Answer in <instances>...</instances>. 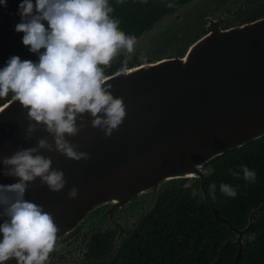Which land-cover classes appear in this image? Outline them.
<instances>
[{"label":"water","instance_id":"1","mask_svg":"<svg viewBox=\"0 0 264 264\" xmlns=\"http://www.w3.org/2000/svg\"><path fill=\"white\" fill-rule=\"evenodd\" d=\"M180 35L188 41L185 55L175 48L165 52L163 60L112 75L108 73L115 61L105 68V82L112 85L114 97L123 98L126 117L108 137L84 114L85 127L67 139L79 146L78 151L88 152L89 159L74 161L39 150L52 158L54 169L64 172L67 183L60 192H52L37 178L29 183L25 199L53 215L60 229L57 244L78 228L86 233L92 225L111 224L119 229L116 252L136 230L131 222L118 223L117 212L138 197L152 201L168 186L199 179L215 221L236 234L230 242L238 246L235 264H239L246 237L264 204L252 211L246 228L235 227L209 199L207 165L264 137V20L230 31L212 29L203 37L189 30L176 33L175 39ZM141 39L136 38L134 49ZM119 53L128 59L133 55V51ZM30 123L34 122L27 110L13 98L0 106V184L18 179L3 174L4 157L36 147L41 138L53 143L43 125L29 133ZM72 187L78 190L75 198L68 197ZM97 211L103 213L94 217ZM4 219L0 217V223ZM58 255L59 250L50 253L47 264ZM5 264L17 261L13 258Z\"/></svg>","mask_w":264,"mask_h":264},{"label":"clouds","instance_id":"2","mask_svg":"<svg viewBox=\"0 0 264 264\" xmlns=\"http://www.w3.org/2000/svg\"><path fill=\"white\" fill-rule=\"evenodd\" d=\"M0 6L6 7L7 0H0ZM18 7L21 22L15 31L23 33V45L38 60L11 56L0 69V97L12 93L34 122L27 131L43 125L53 143L41 138L36 147L22 148L2 159L3 174L18 179L0 184V217L6 218L0 223V264L13 258L17 264H47L50 253L59 249L60 229L53 215L26 200L25 193L37 178L52 192L64 189L67 180L62 170L52 167V158L39 150L55 151L74 161L89 159L88 152L78 151L79 146L67 139L85 127L84 114L92 117L91 126L105 136L118 130L126 109L123 98L114 97L112 85L106 84L105 68L121 50L131 53L136 37L119 29V20L110 15L114 9L109 0H22ZM241 170L245 181H255L254 171L247 166ZM229 171L239 177V172ZM215 191V183L208 186L213 199ZM220 192L233 198L237 195L236 188L225 183L220 184ZM77 194L72 187L68 197ZM192 195L205 198L197 188Z\"/></svg>","mask_w":264,"mask_h":264},{"label":"trees","instance_id":"3","mask_svg":"<svg viewBox=\"0 0 264 264\" xmlns=\"http://www.w3.org/2000/svg\"><path fill=\"white\" fill-rule=\"evenodd\" d=\"M186 1L109 0L114 9L110 15L119 20L121 31L137 38ZM21 2L7 0L6 7L0 6V69L13 55L21 60H38V55L23 45V33L15 31V25L21 22ZM114 61L112 72L126 67L121 54ZM12 95L0 97V106ZM241 166L256 173L255 181L243 179ZM230 169L239 172V177H234ZM207 171V189L216 185L215 198L209 196L215 208L235 227L246 228L252 211L264 204V137L212 160ZM221 183L235 187L237 195L233 198L221 193ZM194 188L202 191L199 179L168 186L158 195L155 207L138 220L135 232L114 253L115 230L93 234L85 264H235L238 246L230 240H235L236 234L215 221L205 198L193 197ZM254 221L239 264H264V212L256 215Z\"/></svg>","mask_w":264,"mask_h":264},{"label":"flooded vegetation","instance_id":"4","mask_svg":"<svg viewBox=\"0 0 264 264\" xmlns=\"http://www.w3.org/2000/svg\"><path fill=\"white\" fill-rule=\"evenodd\" d=\"M164 17L168 19L163 22L164 24L158 25ZM260 20H264V0H187L176 6L171 13L165 14L152 28L145 30L139 36L142 39L133 50V55L129 59L122 55L126 67L119 71L163 60L166 58L165 52L175 48H179L181 55H185L189 47L184 44L188 41L183 39L182 35L176 40L174 37L176 33H186L190 30L199 32V37H203L212 29L230 31ZM112 71L108 75L118 72ZM156 199L151 201L145 195L138 197L117 212V222L125 225L128 221L136 226L138 220L155 207ZM102 213L97 211L93 216ZM126 229L129 230L130 227ZM107 230L116 231L114 242L116 246L119 229L114 225H92L86 233L83 228H78L60 240L59 255L48 264H85L92 235Z\"/></svg>","mask_w":264,"mask_h":264}]
</instances>
